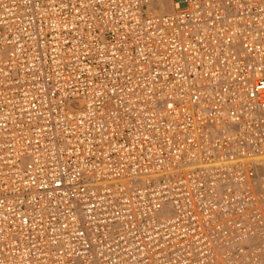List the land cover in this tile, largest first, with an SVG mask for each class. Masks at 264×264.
Listing matches in <instances>:
<instances>
[{"label":"built area","instance_id":"obj_1","mask_svg":"<svg viewBox=\"0 0 264 264\" xmlns=\"http://www.w3.org/2000/svg\"><path fill=\"white\" fill-rule=\"evenodd\" d=\"M157 1L0 0V264H264V0Z\"/></svg>","mask_w":264,"mask_h":264},{"label":"bare ground","instance_id":"obj_2","mask_svg":"<svg viewBox=\"0 0 264 264\" xmlns=\"http://www.w3.org/2000/svg\"><path fill=\"white\" fill-rule=\"evenodd\" d=\"M170 2H171L170 0H158L154 4L155 5V11H158V12L168 11V9H170V7L172 6V4ZM173 6H174V4H173Z\"/></svg>","mask_w":264,"mask_h":264},{"label":"rangeland","instance_id":"obj_3","mask_svg":"<svg viewBox=\"0 0 264 264\" xmlns=\"http://www.w3.org/2000/svg\"><path fill=\"white\" fill-rule=\"evenodd\" d=\"M170 1H171L170 3L172 4V6L170 7V9H168V11H171L174 8V6H173L174 3L172 2L173 0H170ZM153 9L155 10V8H153ZM164 12H167V11H164ZM69 106L72 108H75V107H78V103L71 101ZM262 173L264 175V166L262 167Z\"/></svg>","mask_w":264,"mask_h":264}]
</instances>
